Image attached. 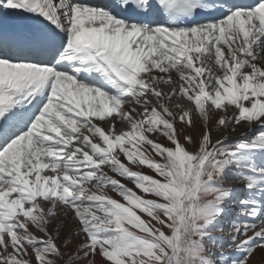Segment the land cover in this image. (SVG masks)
Here are the masks:
<instances>
[{
	"label": "snow or ice",
	"instance_id": "6c2138e0",
	"mask_svg": "<svg viewBox=\"0 0 264 264\" xmlns=\"http://www.w3.org/2000/svg\"><path fill=\"white\" fill-rule=\"evenodd\" d=\"M257 249L264 0H0V264Z\"/></svg>",
	"mask_w": 264,
	"mask_h": 264
},
{
	"label": "rangeland",
	"instance_id": "374dc122",
	"mask_svg": "<svg viewBox=\"0 0 264 264\" xmlns=\"http://www.w3.org/2000/svg\"><path fill=\"white\" fill-rule=\"evenodd\" d=\"M128 186L132 187L131 184H129ZM250 264H264V250L257 249L253 257L251 258Z\"/></svg>",
	"mask_w": 264,
	"mask_h": 264
}]
</instances>
